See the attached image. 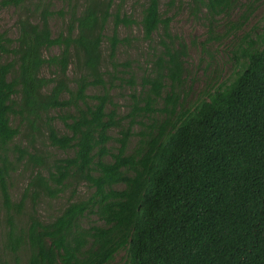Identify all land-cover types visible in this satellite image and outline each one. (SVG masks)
Here are the masks:
<instances>
[{"label": "trees", "instance_id": "trees-1", "mask_svg": "<svg viewBox=\"0 0 264 264\" xmlns=\"http://www.w3.org/2000/svg\"><path fill=\"white\" fill-rule=\"evenodd\" d=\"M143 1L137 22L120 5L110 12L112 0H67L66 11L57 12L42 0H0L1 8L31 5L15 22V39L0 33V202L6 224L0 264L9 256L15 264L22 256L23 264H108L123 249L124 264H264V17L258 46L241 51L240 71L191 110L173 92L181 82L183 46L162 43L166 59L158 57L154 77L143 80L144 105H133L130 116L153 113L152 103L161 99L167 118L150 124L147 134L139 132L136 147L125 154L134 121L122 128L115 109L106 111L114 104L105 90L101 43L107 42L115 70L123 41L119 25H138L146 41L158 29L171 39L159 0ZM190 3L213 20L228 17L236 0ZM54 15L66 17L64 33L56 37L49 27ZM52 48L58 52L46 54ZM165 85L171 91L162 97ZM89 87L104 91L88 95ZM56 120L67 133L56 130ZM115 128L118 148L111 153L108 131ZM17 136L25 146L12 144ZM43 142L72 156L49 158L35 146ZM19 165L30 176L12 202L10 176ZM80 184L91 190L88 197L68 203L50 222L38 219L40 197L55 199L69 188L74 195ZM27 199L31 214L22 224ZM91 215L102 225L82 227Z\"/></svg>", "mask_w": 264, "mask_h": 264}, {"label": "rangeland", "instance_id": "rangeland-1", "mask_svg": "<svg viewBox=\"0 0 264 264\" xmlns=\"http://www.w3.org/2000/svg\"><path fill=\"white\" fill-rule=\"evenodd\" d=\"M35 0H31L34 2ZM44 4L50 7L51 11H66L68 7L67 0H42ZM80 3L82 0H79ZM143 0H112V12L117 5H120L121 12L130 16L135 21L141 17V7ZM30 3L21 4L18 7L8 6L0 7V33H5L7 37L15 39L17 28L15 22L18 17L29 14ZM159 11L162 18H169V34L171 39H165L162 36L161 29L152 34L151 40L143 39L138 25L125 27L119 25L116 30L117 37L123 40L117 46L114 61L117 63L115 70L108 63V44L105 40L101 43L103 56L104 80L106 81L105 90L111 98L114 107L106 106L108 112L111 108L115 109V114L120 121V126L126 128L132 119L134 125L131 132L134 135L129 139L125 149V154H129L137 145L140 138L139 132L147 134L150 124L159 126L167 118V113L161 112L164 108V102L161 99L155 100L151 107L156 111L146 114L144 112L132 113L133 105L140 108L144 105L141 100L144 97L142 82L146 78H153L156 72L155 63L157 58L166 59L164 46L169 49H180L179 44L183 46L185 56L181 58L180 84L175 85L173 92L179 95V103L182 108L192 109L198 101L207 100V94L226 86L240 71L245 59L242 56V50L258 46L257 37L261 32L264 17V0H236L235 5L230 10L228 17L218 16L213 20L206 15V10L195 12L190 0H175L170 4V0H159ZM66 17L54 15L49 20V27L52 37H56L60 32L64 33ZM36 21V20H32ZM112 32L111 19L107 22L104 35L110 36ZM57 48H52L46 54H56ZM107 60V61H106ZM121 64V65H119ZM126 64V65H122ZM47 72L45 70V76ZM167 82V81H165ZM148 88V85H147ZM104 90L101 87H89L86 91L88 95L101 94ZM171 89L165 85L162 97L170 93ZM178 109L175 110V112ZM57 112L52 115H57ZM173 120V118H172ZM18 120L11 119V126L16 128ZM54 126L59 133H67L62 123L58 120ZM119 129H110L108 135L110 140L106 146L111 153H115L118 143L115 141L119 137ZM146 132V133H145ZM13 145L23 147L26 141L23 137L17 136ZM38 150L49 155V158H65L72 156L71 151H61L48 146L45 142L36 144ZM104 161H110L106 156ZM30 170L28 167L18 166L17 170L10 176L9 194L12 202H18L23 189L26 186ZM116 189L122 186L117 185ZM72 188L58 195L55 199H49L45 196L40 197L36 207V216L41 222L47 223L53 220L64 207L73 201L85 199L91 193L85 184H80L75 188L74 195L71 194ZM25 210L19 222L24 224L31 214L29 200L25 203ZM4 210L0 202V256L1 245L3 243L2 234L5 230ZM80 225L87 228L92 225L100 226L96 216H88L80 221ZM25 257L20 258L17 264H23ZM127 260L126 250H120L113 255V259L108 264H124ZM6 264H15V258L12 256L5 258Z\"/></svg>", "mask_w": 264, "mask_h": 264}]
</instances>
